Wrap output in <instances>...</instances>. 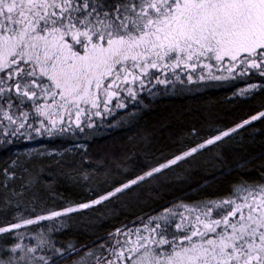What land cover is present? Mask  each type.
Masks as SVG:
<instances>
[{"label": "snow or ice", "instance_id": "1", "mask_svg": "<svg viewBox=\"0 0 264 264\" xmlns=\"http://www.w3.org/2000/svg\"><path fill=\"white\" fill-rule=\"evenodd\" d=\"M235 79L247 82L233 96L264 94V0H0L2 143L16 135L87 137L141 94ZM256 121L264 122V107L206 135L193 127L191 141L169 157L122 180L105 173L108 187L59 206H49L51 185L46 195L39 175L17 190L15 168H4L14 198L0 202V213L11 216L0 220V264L70 257V264H264V174L126 219L88 242L59 239L75 218H102L107 205ZM26 235L35 242L25 243Z\"/></svg>", "mask_w": 264, "mask_h": 264}, {"label": "trees", "instance_id": "2", "mask_svg": "<svg viewBox=\"0 0 264 264\" xmlns=\"http://www.w3.org/2000/svg\"><path fill=\"white\" fill-rule=\"evenodd\" d=\"M246 82L241 79L200 82L191 88H168L155 96L141 94V100L126 101L127 108L106 116V125H101L95 134L87 137L33 134V139H27L16 135L2 143L4 135L0 134V202L6 195L14 198L4 186L2 170L6 167L15 168L17 172L15 180H10L17 190L30 176L36 175L41 178V191L46 195L51 185L53 195L49 206L62 205L65 200L91 198L94 192L108 187L104 183L105 173L113 180L125 179L139 171V167L180 150L191 141L187 133L193 127L206 135L214 132L216 127L230 126L264 107V94L253 98L233 96V92ZM126 158L132 162L125 164L126 171L118 172L117 165L123 164ZM14 160L17 161L15 166ZM84 173L89 178H85ZM262 174L264 122L259 121L225 139L217 148L166 171L159 178L157 188L153 182L142 185L107 205L100 210L102 218L99 212L75 218L59 239L62 242L69 239L88 242L105 236L126 219L150 215L178 200L220 195L226 193L238 178L259 180ZM10 218L0 213V220ZM30 240L35 242L34 237L26 235L25 243Z\"/></svg>", "mask_w": 264, "mask_h": 264}, {"label": "rangeland", "instance_id": "3", "mask_svg": "<svg viewBox=\"0 0 264 264\" xmlns=\"http://www.w3.org/2000/svg\"><path fill=\"white\" fill-rule=\"evenodd\" d=\"M114 101H115V100H114ZM114 101H113V102H114ZM257 122H259V121L253 122V124H254V123H257ZM164 174H165V173H164ZM158 180H159V178H158L156 181L153 182V186H154L155 188H157V186H158Z\"/></svg>", "mask_w": 264, "mask_h": 264}]
</instances>
